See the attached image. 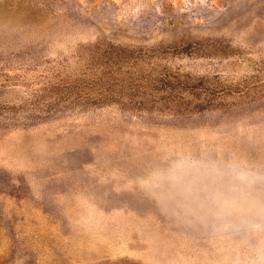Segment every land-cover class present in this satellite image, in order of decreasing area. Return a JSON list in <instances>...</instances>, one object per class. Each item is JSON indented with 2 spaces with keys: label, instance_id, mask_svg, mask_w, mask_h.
Segmentation results:
<instances>
[{
  "label": "rangeland",
  "instance_id": "rangeland-1",
  "mask_svg": "<svg viewBox=\"0 0 264 264\" xmlns=\"http://www.w3.org/2000/svg\"><path fill=\"white\" fill-rule=\"evenodd\" d=\"M0 264H264V0H0Z\"/></svg>",
  "mask_w": 264,
  "mask_h": 264
}]
</instances>
